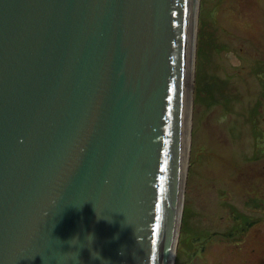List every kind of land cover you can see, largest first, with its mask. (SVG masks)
I'll use <instances>...</instances> for the list:
<instances>
[{
  "label": "water",
  "instance_id": "95a60500",
  "mask_svg": "<svg viewBox=\"0 0 264 264\" xmlns=\"http://www.w3.org/2000/svg\"><path fill=\"white\" fill-rule=\"evenodd\" d=\"M203 13L0 0V264H184Z\"/></svg>",
  "mask_w": 264,
  "mask_h": 264
},
{
  "label": "rangeland",
  "instance_id": "374dc122",
  "mask_svg": "<svg viewBox=\"0 0 264 264\" xmlns=\"http://www.w3.org/2000/svg\"><path fill=\"white\" fill-rule=\"evenodd\" d=\"M244 1L243 20L237 4L228 14L236 45L247 44L246 32L264 36V0ZM220 19V0H204L184 264L255 263L251 231L237 222L232 208L220 206V184L242 160L251 104L249 80L233 79L224 53L220 57V36L231 40L220 32ZM254 48L244 52L246 60H252ZM233 49L243 57L239 47ZM260 255L258 264H264V250Z\"/></svg>",
  "mask_w": 264,
  "mask_h": 264
},
{
  "label": "flooded vegetation",
  "instance_id": "af4514ba",
  "mask_svg": "<svg viewBox=\"0 0 264 264\" xmlns=\"http://www.w3.org/2000/svg\"><path fill=\"white\" fill-rule=\"evenodd\" d=\"M244 2L220 0V32L223 31L231 39L226 41L220 36V57L224 53L222 57L231 67L229 75L235 80L246 77L251 90L250 120L244 137L242 160L235 168L234 175L227 176L220 184V206L227 211L232 208L237 213V222L251 231L254 264H258L261 261L260 251L264 250V36L246 32L242 34L247 41L246 45L234 43L236 38L231 37V32L237 30H234L228 14L234 12L233 5L237 4V15L243 20L241 16L246 7ZM226 45L227 50L224 47ZM236 46L240 48L243 57L239 58L232 52ZM250 46L255 48L252 60L248 61L244 52H250ZM220 80H224L221 73ZM237 239L243 241L242 238Z\"/></svg>",
  "mask_w": 264,
  "mask_h": 264
}]
</instances>
